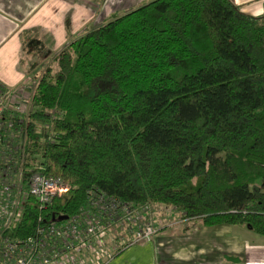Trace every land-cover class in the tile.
Here are the masks:
<instances>
[{"label": "trees", "instance_id": "obj_1", "mask_svg": "<svg viewBox=\"0 0 264 264\" xmlns=\"http://www.w3.org/2000/svg\"><path fill=\"white\" fill-rule=\"evenodd\" d=\"M37 77L25 165L67 190L5 234L67 218L96 189L264 236V5L151 0L62 47ZM39 217V220L37 219Z\"/></svg>", "mask_w": 264, "mask_h": 264}, {"label": "crops", "instance_id": "obj_2", "mask_svg": "<svg viewBox=\"0 0 264 264\" xmlns=\"http://www.w3.org/2000/svg\"><path fill=\"white\" fill-rule=\"evenodd\" d=\"M151 0H0V83L30 86L41 67L85 32ZM249 15L263 12L264 0H231ZM138 211L139 208L135 207ZM176 230L137 242L133 228L114 224L104 237L97 264H264V236L244 225H202L180 216ZM133 227V226H132ZM120 231L122 233H120ZM126 242L119 247L118 244ZM118 247L113 253L111 248ZM90 252L89 250H87ZM112 252V253H111Z\"/></svg>", "mask_w": 264, "mask_h": 264}, {"label": "built area", "instance_id": "obj_3", "mask_svg": "<svg viewBox=\"0 0 264 264\" xmlns=\"http://www.w3.org/2000/svg\"><path fill=\"white\" fill-rule=\"evenodd\" d=\"M34 84L6 88L0 83V264H97L88 261V254L104 255L103 239L115 223L133 228L129 242L152 235L150 221L138 218L137 206L96 189L87 190L84 204L61 221L37 225L23 238L5 234L19 222L27 200L42 209L68 188L60 177L42 174L36 163L25 165L23 122L32 110ZM121 242L119 247L126 244Z\"/></svg>", "mask_w": 264, "mask_h": 264}, {"label": "rangeland", "instance_id": "obj_4", "mask_svg": "<svg viewBox=\"0 0 264 264\" xmlns=\"http://www.w3.org/2000/svg\"><path fill=\"white\" fill-rule=\"evenodd\" d=\"M231 1V0H230ZM253 16V15H251ZM260 15H255L253 17H260ZM52 63L50 60L47 61L45 65L41 67V70L39 71V74L42 72V70ZM181 216V212H179L176 208L172 206H165L159 203H150L144 207H139V217L140 220L144 221H150V225L153 230H156L161 227H165V231L168 232V230L174 231L177 229L179 224V219ZM126 229V227H125ZM120 233H122L120 231ZM158 231H154L151 236L158 235Z\"/></svg>", "mask_w": 264, "mask_h": 264}, {"label": "water", "instance_id": "obj_5", "mask_svg": "<svg viewBox=\"0 0 264 264\" xmlns=\"http://www.w3.org/2000/svg\"><path fill=\"white\" fill-rule=\"evenodd\" d=\"M62 219H65L63 217H56L55 220H62Z\"/></svg>", "mask_w": 264, "mask_h": 264}]
</instances>
